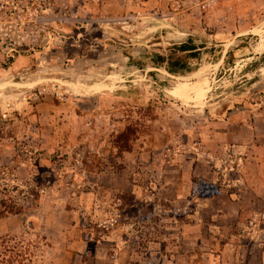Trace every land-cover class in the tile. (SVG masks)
<instances>
[{"label":"rangeland","instance_id":"rangeland-1","mask_svg":"<svg viewBox=\"0 0 264 264\" xmlns=\"http://www.w3.org/2000/svg\"><path fill=\"white\" fill-rule=\"evenodd\" d=\"M0 264H264V0H0Z\"/></svg>","mask_w":264,"mask_h":264},{"label":"trees","instance_id":"trees-1","mask_svg":"<svg viewBox=\"0 0 264 264\" xmlns=\"http://www.w3.org/2000/svg\"><path fill=\"white\" fill-rule=\"evenodd\" d=\"M180 53L187 54L186 56L182 55L174 60H170V62L167 63L168 69L171 73L177 74L180 70H183L187 67V63H182V60L188 57H194L198 55V52H196L197 47L193 45L192 42L184 43L176 48ZM191 54V55H188ZM157 61H154V66L157 67H163L165 63L167 62V58L163 56H158Z\"/></svg>","mask_w":264,"mask_h":264},{"label":"water","instance_id":"water-1","mask_svg":"<svg viewBox=\"0 0 264 264\" xmlns=\"http://www.w3.org/2000/svg\"><path fill=\"white\" fill-rule=\"evenodd\" d=\"M226 55H227V51H225L224 52V54H223V56H222V59H221V63L224 61V59H225V57H226ZM201 77V75L200 74H194V75H192V76H190V77H177L176 79H178V80H181V81H194V80H197V79H199ZM3 86H7V85H3ZM2 86V87H3Z\"/></svg>","mask_w":264,"mask_h":264},{"label":"bare ground","instance_id":"bare-ground-1","mask_svg":"<svg viewBox=\"0 0 264 264\" xmlns=\"http://www.w3.org/2000/svg\"><path fill=\"white\" fill-rule=\"evenodd\" d=\"M207 70V68H204V69H202V71L201 72H203V71H206Z\"/></svg>","mask_w":264,"mask_h":264}]
</instances>
